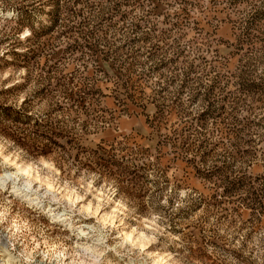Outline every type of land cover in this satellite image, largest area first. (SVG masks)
Returning a JSON list of instances; mask_svg holds the SVG:
<instances>
[{
    "label": "rangeland",
    "instance_id": "374dc122",
    "mask_svg": "<svg viewBox=\"0 0 264 264\" xmlns=\"http://www.w3.org/2000/svg\"><path fill=\"white\" fill-rule=\"evenodd\" d=\"M0 244L264 264V0H0Z\"/></svg>",
    "mask_w": 264,
    "mask_h": 264
},
{
    "label": "bare ground",
    "instance_id": "6f19581e",
    "mask_svg": "<svg viewBox=\"0 0 264 264\" xmlns=\"http://www.w3.org/2000/svg\"><path fill=\"white\" fill-rule=\"evenodd\" d=\"M81 234H83V232L80 230L79 231ZM1 245V244H0ZM4 247V246H3ZM0 248H2L1 246H0ZM0 251H2V252H5V249H2V250H0Z\"/></svg>",
    "mask_w": 264,
    "mask_h": 264
}]
</instances>
